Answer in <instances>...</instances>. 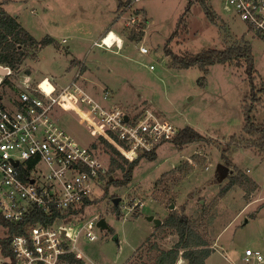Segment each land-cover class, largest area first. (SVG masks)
Segmentation results:
<instances>
[{"label":"rangeland","instance_id":"obj_1","mask_svg":"<svg viewBox=\"0 0 264 264\" xmlns=\"http://www.w3.org/2000/svg\"><path fill=\"white\" fill-rule=\"evenodd\" d=\"M127 1L0 0L36 39L50 36L55 40V44L42 48L37 58L25 62L11 86L0 85V102L10 106L16 101L25 80L35 85L34 81L54 78L50 81L57 87L76 81L106 106H119L130 115L150 109L178 130L191 127L208 138L182 147L166 143L157 149L154 160L140 159L129 184L107 185L106 190V185L100 184L96 198H105L85 212L87 218L101 216L113 230L98 228L101 239L85 247L99 264H152L160 249H170L177 243L178 235L168 228H156L149 218L163 223L181 206L198 222L211 247L221 233L214 262L260 264L244 257L247 248L264 254V156L243 146L234 147L226 155L229 161L222 157V147L232 137H246L245 110L253 101L250 79L243 67L216 64L209 67L203 84L198 66L173 67L166 49L180 55L209 48L221 50L248 40L257 70L254 80L261 84L264 41L233 11H227L222 0H204V4L199 0H134L125 6ZM189 6L187 25L178 26ZM206 9L213 12L217 24L211 22ZM135 16L136 24L127 26V20ZM109 27L121 38V48L98 46ZM134 32L142 34L143 39H132ZM140 46L149 53H140ZM27 71L35 80L29 79ZM5 73L8 76L12 70ZM3 77L0 74V84ZM42 86L51 89L47 81ZM104 92H108L107 100H103ZM253 113L255 121L264 124V93ZM58 117L59 125L80 144L89 148L95 144L94 152L110 169V149L90 127L80 124L74 111H61ZM222 166L234 174L245 173L255 181L256 188L248 191L234 186L219 198L232 176ZM111 177L119 181L123 172L118 169ZM116 198L121 199L120 216L114 211ZM5 235L0 226V237ZM177 264L187 263L180 259Z\"/></svg>","mask_w":264,"mask_h":264},{"label":"built area","instance_id":"obj_2","mask_svg":"<svg viewBox=\"0 0 264 264\" xmlns=\"http://www.w3.org/2000/svg\"><path fill=\"white\" fill-rule=\"evenodd\" d=\"M222 2L264 41V0ZM137 18L128 19L126 25H135ZM111 31L101 38L99 47ZM106 46L121 48L118 39ZM139 51L149 53L145 46ZM4 68L10 73L9 67ZM46 80L50 91L42 86ZM50 80L44 78L35 85L25 80L17 100L10 106L0 105V215L13 224L41 212L46 218L13 237L14 264H99L85 247L101 239L97 229L102 218H87L86 210H80L97 197L107 169L92 148L59 125L58 113L74 111L80 124H87L94 136L107 140L131 161L172 142L179 130L153 110L130 115L119 106L104 105L76 81L57 87ZM107 99L104 92L103 100ZM245 255L264 264L260 251L247 249ZM9 261L0 248V264Z\"/></svg>","mask_w":264,"mask_h":264},{"label":"trees","instance_id":"obj_3","mask_svg":"<svg viewBox=\"0 0 264 264\" xmlns=\"http://www.w3.org/2000/svg\"><path fill=\"white\" fill-rule=\"evenodd\" d=\"M133 1L134 0H128L125 6L130 5ZM199 1L202 4L205 3L204 0ZM192 2L193 1H190V3ZM123 6L124 5L121 4V7ZM189 10L190 6L188 7L187 12L181 16L178 26L181 24L184 26L187 25L186 15ZM206 13L211 22L217 24L213 12L206 9ZM177 34L178 33L176 32L168 40V45L177 36ZM131 38L140 41L143 39V36L142 34L135 33L131 35ZM52 44H55V40L50 36H47L42 40L36 39L25 27H23L16 16L9 14L5 10L4 3L0 2V66L9 67L12 70L10 75L3 77L0 84L2 87L11 86L13 84L12 80H15V78L17 79V75L22 70L25 62L30 59L34 60L37 58L38 53L42 48ZM166 51L175 64H173V67L176 66V68L186 69L191 68L192 66H198L203 73V84L207 81V76L210 72L209 67L213 65L220 64L245 68L246 74L250 79L251 98L253 100L249 106H246L245 110L246 137H232L229 143L223 145L222 157L229 161V158L226 157V155H228L234 147L238 148L243 146L253 148L259 155L264 156V124L257 123L253 113L255 107L261 100V94L264 93V83L256 84L254 80L257 70L255 69L254 55L250 42L248 40H242L241 43L237 45L228 46L227 48L221 50L209 48L197 53L182 52L180 55L173 54L168 50V48ZM75 62L76 60H72V63ZM26 73L27 75L32 74V72L30 74V71H27ZM1 99L2 98L0 97V101ZM0 105H5V103L3 104L0 102ZM100 139L108 146L111 153L110 169L108 168L106 170V174L102 175L101 178L103 183L102 186L106 185L105 190L107 189V185L118 184L119 186H124L129 184L140 159L147 158L149 160H154L156 158V151H154L152 153L139 155L137 159L130 161L123 157L122 154L104 138L100 137L98 140ZM207 139V137L200 134L195 129L187 127L179 130L176 138L171 143H174L178 147H182L194 142L207 141ZM91 148L94 150L96 148L95 144H93ZM118 169H121L123 172V177L119 181H116L113 180L111 176L113 172ZM230 173H232L230 181L222 188L219 198L223 197L234 186H240L248 191L256 188L257 184L255 181L248 177L245 173L238 172L234 174L232 170H229V174ZM104 198L105 195L100 198H95L92 202H85L82 210L80 211H85L89 206L100 203V201ZM114 211L117 212L118 216L121 215L120 207L115 206ZM42 214L44 213H37L35 214V216H37L36 218H29L20 224L8 223L0 215V226L4 227L6 231V235L3 238L0 237V248L2 249V254L10 259V261L6 264L15 263V258L11 250L13 237L15 235L25 234L31 224L39 221V219L46 221V218L42 216ZM160 228H168L176 233L178 235V241L170 249H160L159 254L154 259L152 264H177L180 259L185 260L187 264H206V260L213 251L211 244L209 243L206 235L203 234L198 222L192 220V218L188 216L185 206H181V208L171 211L163 221ZM106 231L112 232L113 230L109 226V229ZM148 241H150V239Z\"/></svg>","mask_w":264,"mask_h":264},{"label":"water","instance_id":"obj_4","mask_svg":"<svg viewBox=\"0 0 264 264\" xmlns=\"http://www.w3.org/2000/svg\"><path fill=\"white\" fill-rule=\"evenodd\" d=\"M5 72H6V70H5L3 67H0V74L3 75V76H6V73H5ZM126 120H128V117H126ZM222 168H223V170H226V171L229 170V168H228L227 166H222ZM223 175H224V174H223ZM120 201H121L120 198H116V199H114V200H113L114 205H115V206H118L119 203H120ZM173 209H175V205H174V204L171 205V210H173ZM149 219H150V221H153V222H154L156 228H158V227H160V226L162 225V221L159 220V219H154L153 217H151V218H149ZM98 226H99L102 230H108V229H109V225H108L107 221H106L104 218H102V219L98 222Z\"/></svg>","mask_w":264,"mask_h":264},{"label":"crops","instance_id":"obj_5","mask_svg":"<svg viewBox=\"0 0 264 264\" xmlns=\"http://www.w3.org/2000/svg\"><path fill=\"white\" fill-rule=\"evenodd\" d=\"M110 28L111 27H109L108 28V31L110 30ZM112 30V29H111ZM107 31V32H108ZM32 79V80H35L31 75L29 76V79ZM47 78V77H46ZM49 79H51V80H55L54 78H49ZM40 82V81H39ZM34 83H37V82H35L34 81ZM221 234V233H220ZM220 234L219 235H217V237H216V241H214V243H215V246H212L211 248H213V251H212V253H211V255L209 256V258L206 260V264H225L224 262H221V263H218V262H214V257L218 254V252H217V243H219V237H220ZM247 249H250V248H247ZM246 249V250H247ZM252 250V249H251ZM253 251H258V250H253ZM217 253V254H216ZM221 255H223V254H221ZM222 258H224V255L222 256ZM244 258H246V255H245V257ZM225 259L226 260H228V257H225ZM246 260H247V258H246Z\"/></svg>","mask_w":264,"mask_h":264},{"label":"bare ground","instance_id":"obj_6","mask_svg":"<svg viewBox=\"0 0 264 264\" xmlns=\"http://www.w3.org/2000/svg\"><path fill=\"white\" fill-rule=\"evenodd\" d=\"M114 39H118L119 44H120V46H121V44H122V40H121V38L118 37L114 32L111 31L110 34H109V36L105 38V42H103V44H101L100 47H105V48H107L106 45L111 44L112 40H114ZM42 81H43V80H42ZM46 81H47V80H46ZM46 81H45V82H46ZM47 83L49 84V81H47Z\"/></svg>","mask_w":264,"mask_h":264}]
</instances>
